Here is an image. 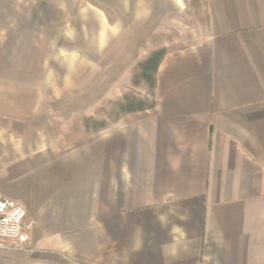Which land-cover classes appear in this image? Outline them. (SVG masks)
<instances>
[{
	"label": "crops",
	"instance_id": "obj_1",
	"mask_svg": "<svg viewBox=\"0 0 264 264\" xmlns=\"http://www.w3.org/2000/svg\"><path fill=\"white\" fill-rule=\"evenodd\" d=\"M8 1L0 13L22 11ZM204 12L205 35L165 52L151 108L66 149L18 80L45 85L48 57L7 69L21 24L0 23V197L33 222L0 264H264V0Z\"/></svg>",
	"mask_w": 264,
	"mask_h": 264
},
{
	"label": "rangeland",
	"instance_id": "obj_2",
	"mask_svg": "<svg viewBox=\"0 0 264 264\" xmlns=\"http://www.w3.org/2000/svg\"><path fill=\"white\" fill-rule=\"evenodd\" d=\"M11 1L22 11L0 13V23L21 25L6 41L4 64L24 68L28 57L39 64L48 57L45 85L41 77L18 80L37 84L43 136L61 149L134 114L128 107L151 105L153 87L139 78V65L153 52L189 47L206 33L205 0ZM18 54L23 59L15 61Z\"/></svg>",
	"mask_w": 264,
	"mask_h": 264
},
{
	"label": "built area",
	"instance_id": "obj_3",
	"mask_svg": "<svg viewBox=\"0 0 264 264\" xmlns=\"http://www.w3.org/2000/svg\"><path fill=\"white\" fill-rule=\"evenodd\" d=\"M33 222L17 202L0 197V246L21 248Z\"/></svg>",
	"mask_w": 264,
	"mask_h": 264
},
{
	"label": "trees",
	"instance_id": "obj_4",
	"mask_svg": "<svg viewBox=\"0 0 264 264\" xmlns=\"http://www.w3.org/2000/svg\"><path fill=\"white\" fill-rule=\"evenodd\" d=\"M165 55V51H156L153 52L144 62L139 65L140 76L139 78L145 81H148L151 86L154 88L155 85V75L157 69ZM153 104L148 107H143L141 104H137L136 107H128L126 108L127 113H137L141 111H145L151 108Z\"/></svg>",
	"mask_w": 264,
	"mask_h": 264
}]
</instances>
